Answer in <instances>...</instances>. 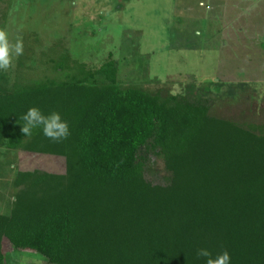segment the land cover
<instances>
[{
  "label": "trees",
  "instance_id": "1",
  "mask_svg": "<svg viewBox=\"0 0 264 264\" xmlns=\"http://www.w3.org/2000/svg\"><path fill=\"white\" fill-rule=\"evenodd\" d=\"M57 77L10 84L0 74V150L64 159L65 174L18 172L3 242L49 264H204L197 251H228L231 264H264V133L211 115L205 100L123 89L111 58L98 69L54 61ZM57 111L67 139L19 119ZM144 150L171 174L144 177Z\"/></svg>",
  "mask_w": 264,
  "mask_h": 264
},
{
  "label": "rangeland",
  "instance_id": "2",
  "mask_svg": "<svg viewBox=\"0 0 264 264\" xmlns=\"http://www.w3.org/2000/svg\"><path fill=\"white\" fill-rule=\"evenodd\" d=\"M0 30L23 54L5 73L57 77L54 61L98 69L110 58L123 89L205 100L212 116L264 133V0H0ZM144 177L166 187L171 174L144 150ZM65 174L64 159L0 150V214L9 215L18 172ZM14 197V199H13ZM5 264H49L3 242Z\"/></svg>",
  "mask_w": 264,
  "mask_h": 264
},
{
  "label": "clouds",
  "instance_id": "3",
  "mask_svg": "<svg viewBox=\"0 0 264 264\" xmlns=\"http://www.w3.org/2000/svg\"><path fill=\"white\" fill-rule=\"evenodd\" d=\"M22 54V41L13 43L7 32L0 30V72L8 71L14 60ZM19 119L23 121L21 131L25 136H30L33 130L41 131L44 137L53 141L67 139L70 135L68 122L57 111L45 113L39 107H30ZM197 257L204 264H231V254L228 251L213 256L208 248H201L197 251Z\"/></svg>",
  "mask_w": 264,
  "mask_h": 264
}]
</instances>
